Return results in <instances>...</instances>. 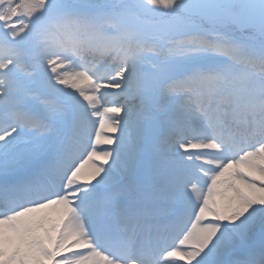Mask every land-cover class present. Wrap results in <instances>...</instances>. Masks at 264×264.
Returning <instances> with one entry per match:
<instances>
[{
    "label": "snow or ice",
    "instance_id": "snow-or-ice-1",
    "mask_svg": "<svg viewBox=\"0 0 264 264\" xmlns=\"http://www.w3.org/2000/svg\"><path fill=\"white\" fill-rule=\"evenodd\" d=\"M0 264H264V0H0Z\"/></svg>",
    "mask_w": 264,
    "mask_h": 264
}]
</instances>
